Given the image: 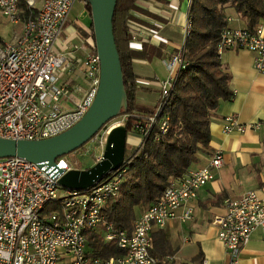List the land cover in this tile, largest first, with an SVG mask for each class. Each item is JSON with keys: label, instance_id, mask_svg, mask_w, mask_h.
I'll list each match as a JSON object with an SVG mask.
<instances>
[{"label": "built area", "instance_id": "obj_1", "mask_svg": "<svg viewBox=\"0 0 264 264\" xmlns=\"http://www.w3.org/2000/svg\"><path fill=\"white\" fill-rule=\"evenodd\" d=\"M77 1L44 0L35 14L24 18L22 34L0 45V137L40 140L56 136L74 126L93 104L101 72L93 29L86 42L93 38L94 43H89L84 57L56 48V40ZM0 11L13 23L21 20L20 0H0ZM134 15L139 17L136 12ZM147 22L155 29L135 23L131 49L142 50L145 42L162 40L158 33L163 23ZM191 27L188 17L186 38ZM81 48L82 44L74 46V50ZM226 49L253 52L256 69L264 71V25L258 23L253 31L224 27L218 43L220 57ZM167 65L168 78L155 82L159 91L157 104L143 123L137 125L138 148L151 136L180 70L188 65L185 43L169 56ZM73 67L81 70L83 85L72 84L67 77ZM223 127L227 133L246 129L235 114L224 118ZM168 128L169 121L165 118L159 131L166 133ZM132 158L125 156L119 168L80 190L59 183L63 174L75 168L66 155L58 157L51 166L18 156L0 157V264H164L151 252V232L178 217L182 221L192 218L193 208L186 204L214 179V169L223 165V153L217 151L207 165L171 179L163 196L135 219L131 230H126L107 221L104 211L108 202L120 195ZM183 206L185 210L179 215ZM213 223L218 227V238L236 263L238 252L252 233L258 228L264 233V199L256 190H249L240 198H227L224 212L216 214ZM89 231L101 234L105 243L115 242L123 254L109 257L93 254L88 245Z\"/></svg>", "mask_w": 264, "mask_h": 264}, {"label": "crops", "instance_id": "obj_2", "mask_svg": "<svg viewBox=\"0 0 264 264\" xmlns=\"http://www.w3.org/2000/svg\"><path fill=\"white\" fill-rule=\"evenodd\" d=\"M44 0H20L21 13L26 6L38 9ZM83 4L75 3L60 41L66 46L63 52L78 58L84 57L90 44L86 38L90 35L92 17L84 0ZM145 12L137 11L144 21H160L158 36L162 40L150 43L162 50V59L167 68L169 56L183 46L186 41L185 27L189 17L190 0H143L141 5ZM228 26L248 28L244 19L234 7H227ZM24 18L13 23L0 11V37L13 41L23 32ZM264 25V20L261 22ZM146 35H149L146 32ZM82 48L74 50L75 45ZM224 67L230 72V87L234 96L229 101H221L213 112L210 129L211 141L207 149L198 153V162L191 166L195 169L207 165L217 151L223 153V165L214 169L215 177L204 185L197 196L187 202L186 206L193 208L192 218L182 221L179 217L170 221L164 228H154L151 232V252L164 264H176V257L180 252V264H264V233L258 228L250 240L238 252L237 262H233L226 246L218 238V227L213 223L216 214L224 212L227 198H240L249 190H256L264 199V71L256 69L255 54L246 49H226L221 54ZM148 60L135 59V71L138 75L137 106L143 111L153 110L156 97H152L153 90H157V77L147 70ZM169 70V68H168ZM80 73L81 70L79 69ZM170 72V70H169ZM72 74V73H71ZM71 74L72 84L78 83ZM82 77V73H81ZM157 104V103H156ZM235 114L241 124L246 126L244 132L224 131V118ZM259 123L258 128L253 127ZM139 142V136L132 139ZM137 149V145H133ZM132 148V147H131ZM179 209L181 215L185 207ZM145 206H137L136 212L142 213ZM140 213V214H141Z\"/></svg>", "mask_w": 264, "mask_h": 264}, {"label": "trees", "instance_id": "obj_3", "mask_svg": "<svg viewBox=\"0 0 264 264\" xmlns=\"http://www.w3.org/2000/svg\"><path fill=\"white\" fill-rule=\"evenodd\" d=\"M139 1L142 0H118L113 19L128 95V106L122 109V114L128 115L125 124L128 132L137 134V125L143 123L152 110L138 109L135 59L150 60L162 56L161 48L149 42L144 43L142 50L130 48L135 23L155 29L134 15L137 11L145 12ZM84 2L91 15L88 0ZM227 7H234L247 20L249 30L253 31L264 20V0H191L188 14L192 27L185 41L188 65L180 70L168 104L151 136L137 147V151L126 154L133 158L120 196L111 199L104 211L105 219L116 228L131 230L136 207L158 201L170 179L181 178L198 162V153L209 147L212 114L221 101H229L234 96L230 87L231 74L218 53L221 31L228 26ZM35 12L36 8L26 6L22 14L29 17ZM165 118H168L169 128L162 133L159 124ZM87 235L89 250L93 254L102 257L123 254L115 242L105 243L101 234L89 231Z\"/></svg>", "mask_w": 264, "mask_h": 264}, {"label": "water", "instance_id": "obj_4", "mask_svg": "<svg viewBox=\"0 0 264 264\" xmlns=\"http://www.w3.org/2000/svg\"><path fill=\"white\" fill-rule=\"evenodd\" d=\"M118 0H88L96 49L100 57V84L96 98L86 114L68 130L46 139L0 137V157H23L51 166L58 157L68 155L91 140L110 120L122 115L128 106L120 54L114 35V13ZM128 130L125 124L113 126L100 160L86 169L73 168L59 179L66 188L87 189L119 168L125 159ZM63 170H60L62 172Z\"/></svg>", "mask_w": 264, "mask_h": 264}, {"label": "rangeland", "instance_id": "obj_5", "mask_svg": "<svg viewBox=\"0 0 264 264\" xmlns=\"http://www.w3.org/2000/svg\"><path fill=\"white\" fill-rule=\"evenodd\" d=\"M82 1L83 0H78L79 5L83 4ZM21 15H22V13H21ZM5 42H12V40L11 41H7V40L5 41V40H3L2 37H0V45L4 44ZM89 43H94V39L91 38ZM56 46L63 52L66 50V46L60 41V37L56 40ZM146 67H147V70L150 71V73L151 72L153 73V76H151V77H157L161 81L166 80L168 78V76L170 75V72H169L164 60L162 59V57L155 56L152 59L148 60ZM71 76L74 78V80H76L79 83L81 81V78H82L81 73L79 71V68L73 67ZM152 97H156V103H157L158 98H159V91L153 90ZM156 103L150 104V105L154 106V105H156ZM127 118H128V115L122 114V115L110 120L100 129V131L91 140H89L82 147H80L77 150L66 155V158L69 160V162H71V164L75 168L86 169V168L93 166L98 160L101 159V157L104 153V149H105L106 140L108 137L109 130L115 125L126 124ZM137 136H138V134L135 132H129L128 133V141H127V148H126L127 153L126 154L129 155L132 152L137 151V149H134L135 147L133 146V145H137V142L133 143V141H132V139L137 137ZM140 206H143V205H140ZM145 207L147 208L148 206H145ZM145 209H142L141 211H143ZM140 213L136 212L135 219L140 215ZM135 219L133 220V222L135 221ZM133 222H132V225H133ZM175 262H176V264H180V252H179V256L176 257Z\"/></svg>", "mask_w": 264, "mask_h": 264}]
</instances>
